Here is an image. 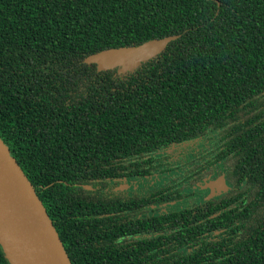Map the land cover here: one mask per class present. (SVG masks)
<instances>
[{
  "label": "trees",
  "instance_id": "trees-1",
  "mask_svg": "<svg viewBox=\"0 0 264 264\" xmlns=\"http://www.w3.org/2000/svg\"><path fill=\"white\" fill-rule=\"evenodd\" d=\"M167 36L133 72L85 63ZM0 140L71 264H264V0H0ZM188 143L174 183L107 190Z\"/></svg>",
  "mask_w": 264,
  "mask_h": 264
},
{
  "label": "water",
  "instance_id": "water-1",
  "mask_svg": "<svg viewBox=\"0 0 264 264\" xmlns=\"http://www.w3.org/2000/svg\"><path fill=\"white\" fill-rule=\"evenodd\" d=\"M178 36L146 41L137 46L102 50L85 59L98 72L135 71L162 53ZM210 199L228 189L223 174L203 186ZM87 188V186H84ZM0 244L10 264H71L37 192L0 140Z\"/></svg>",
  "mask_w": 264,
  "mask_h": 264
},
{
  "label": "rangeland",
  "instance_id": "rangeland-1",
  "mask_svg": "<svg viewBox=\"0 0 264 264\" xmlns=\"http://www.w3.org/2000/svg\"><path fill=\"white\" fill-rule=\"evenodd\" d=\"M199 145L197 143H188L186 145L176 146L170 149L167 153H160V156L163 155H171L173 165H176L177 168L174 172H165L163 174H156L150 178H140L135 183L132 184V187L136 190H141L143 192L150 191L152 189H157L159 185H164L165 183H174V178L178 173L183 171L184 169L181 168L178 164H180L183 158L191 157L193 153L198 151ZM176 178V177H175ZM184 204L175 203L170 204L165 207V210H176L180 209Z\"/></svg>",
  "mask_w": 264,
  "mask_h": 264
},
{
  "label": "flooded vegetation",
  "instance_id": "flooded-vegetation-1",
  "mask_svg": "<svg viewBox=\"0 0 264 264\" xmlns=\"http://www.w3.org/2000/svg\"><path fill=\"white\" fill-rule=\"evenodd\" d=\"M156 175L153 174L152 176ZM150 176V177H152ZM150 177H145V178H150ZM138 179H140V177H137V178H134V179H127L126 177H121L119 179H116V180H111V181H108L109 183V186L107 188V190H110L109 192H112L114 194H117V193H131V192H137V193H140V194H146L148 192H153V191H156V188L155 189H152L150 191H146V192H143L141 190H136L134 189V187H132V184L135 183ZM215 179V178H214ZM211 179H203V183L204 184H200L198 183L197 185L200 186V189L201 191H203V197L201 198L202 200L206 199L209 191L204 188L203 186L207 183V181H209ZM88 188V186H87ZM85 188V189H87ZM190 191L192 192H196L197 190L195 188H192ZM201 200V201H202ZM151 211H148V215H157L158 214V209H157V206H154V205H151L150 208H149ZM162 210L166 211L165 208H162Z\"/></svg>",
  "mask_w": 264,
  "mask_h": 264
}]
</instances>
